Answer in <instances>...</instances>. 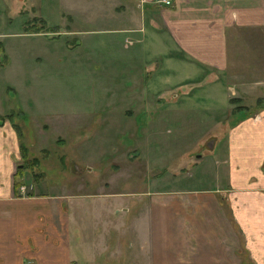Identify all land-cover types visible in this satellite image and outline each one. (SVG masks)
<instances>
[{"label":"rangeland","instance_id":"374dc122","mask_svg":"<svg viewBox=\"0 0 264 264\" xmlns=\"http://www.w3.org/2000/svg\"><path fill=\"white\" fill-rule=\"evenodd\" d=\"M142 7L139 0H0V108L12 110L20 145L39 158L40 186L80 193L69 198L77 264L146 261L140 238L148 239L151 215L144 208L170 196L151 193L207 174L226 130L250 112L233 111L232 86L241 91L243 78L264 76V25L233 26L234 69L225 82L204 86L201 75L183 90L155 83L147 71L169 65L165 54L145 49L140 28L126 29L138 27ZM256 96H244L251 110ZM21 179L36 181L29 170ZM127 205V213L116 211Z\"/></svg>","mask_w":264,"mask_h":264},{"label":"crops","instance_id":"0c3cea01","mask_svg":"<svg viewBox=\"0 0 264 264\" xmlns=\"http://www.w3.org/2000/svg\"><path fill=\"white\" fill-rule=\"evenodd\" d=\"M140 1L142 20L137 28L126 29L140 28L145 49L165 54L169 65L161 68L162 73L159 62L146 70H152V79L162 85L181 88L201 75L207 80L204 86L225 82L223 74L229 76V70L234 69L230 28L264 25V0ZM163 30L167 35H159ZM149 61L153 62V56ZM181 69L186 73L179 74ZM165 70L177 74L170 77ZM147 72L144 77L148 81ZM262 82L264 76L256 74L239 81L241 91L231 85L230 96L236 97V104L244 105L239 111L251 112L242 114L225 132L218 158L207 174L190 186L151 193L170 196L153 199L144 208L149 207L151 216L148 239L140 238L147 257L141 264H264V103L251 110L243 100L248 94H257L256 100L264 96ZM94 109L106 112L100 105ZM13 115L12 110L0 108V264H77L71 251L75 211L69 198L80 193L49 190L46 184L40 186V180H22L15 187L21 150ZM181 194L186 202L178 196ZM121 210L127 213L130 206L116 209ZM165 231L170 238L164 242Z\"/></svg>","mask_w":264,"mask_h":264},{"label":"trees","instance_id":"16d2710c","mask_svg":"<svg viewBox=\"0 0 264 264\" xmlns=\"http://www.w3.org/2000/svg\"><path fill=\"white\" fill-rule=\"evenodd\" d=\"M256 101H257V105H262V103H264V96H258ZM242 108H244L243 104H237L233 108V111L237 112V111L241 110ZM246 108H248V107H246ZM249 113H246V114H249ZM239 118L240 117H238V119ZM20 146H21V150H22V159H23V161L20 162L17 165V169H16V172H15V175H14V177H15V187L16 188H18L21 185V183H22V179L21 178H23L25 170L31 171L32 174L34 175V177L36 178L35 179L36 181L40 180V178L38 177L39 173L35 172V169H34L35 166H37L40 163L39 158L37 156H35V155L33 156V155H31L29 153V149L27 148L25 143H21Z\"/></svg>","mask_w":264,"mask_h":264},{"label":"built area","instance_id":"2783aa9c","mask_svg":"<svg viewBox=\"0 0 264 264\" xmlns=\"http://www.w3.org/2000/svg\"><path fill=\"white\" fill-rule=\"evenodd\" d=\"M144 1H146V0H141L140 2L143 4ZM155 1H156V0H155ZM157 1H159V2H163V3H166V4H170V3L172 2V0H157ZM22 190H24V189L22 188Z\"/></svg>","mask_w":264,"mask_h":264}]
</instances>
